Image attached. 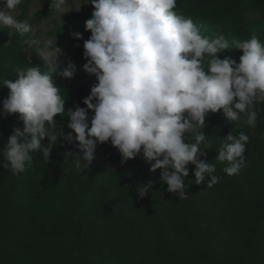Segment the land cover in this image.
Here are the masks:
<instances>
[{"label": "clouds", "instance_id": "obj_1", "mask_svg": "<svg viewBox=\"0 0 264 264\" xmlns=\"http://www.w3.org/2000/svg\"><path fill=\"white\" fill-rule=\"evenodd\" d=\"M21 3L0 0V26L27 34L33 31L32 24L13 15ZM88 3L94 10L85 21L91 35L83 43L87 61L83 68L97 83L83 99L86 107L77 104L68 112V128L75 138L54 130L66 100L51 72L41 71L39 64L18 69V79L3 82L10 91L0 115L19 114L24 127L14 128L0 149L3 167L14 174L23 172L31 166L34 151L49 161L53 146L62 137L68 143L78 142L79 152L68 150L65 157H72L79 170L89 168L97 144L110 142L121 154L122 164L142 154L151 164L150 171L160 169V182L180 200L188 198L184 178L189 176L190 164L195 166L196 184L206 178L207 188L218 183L222 177L214 175L215 166L206 162V151L200 147L207 140L206 118L222 111L228 121L242 120L256 127L255 105L264 103V42L253 34L245 40L233 38L230 47L222 33L204 36L202 25L176 10L177 0ZM64 5L65 0H52L51 7L62 12ZM72 35L84 39L79 32ZM230 48L242 52L239 62L220 58ZM75 71L69 61L60 75L72 78ZM45 138L48 146L41 143ZM248 142L244 132L237 136L230 131L222 138L216 160L226 163L224 173L231 176L245 166ZM152 187V181L139 184L138 197L146 198Z\"/></svg>", "mask_w": 264, "mask_h": 264}, {"label": "trees", "instance_id": "obj_2", "mask_svg": "<svg viewBox=\"0 0 264 264\" xmlns=\"http://www.w3.org/2000/svg\"><path fill=\"white\" fill-rule=\"evenodd\" d=\"M228 1L177 0L176 10L194 19L212 20L224 29L231 24L239 25L240 36L244 40L251 38L257 25H264V3L260 6L261 20H256L249 16L254 0H234L233 6L227 9ZM6 31V27L0 29V75L14 71L18 65H28L26 54L15 50L17 42L14 40L6 47L8 54L2 53ZM31 60L42 66L35 57ZM85 79L71 88L70 96L66 94L65 112L55 118L54 130L57 133L61 129L65 134L72 133L75 138V133L68 128V112L77 104L86 107L83 99L97 83V80L87 82ZM255 110L258 118L254 130L258 137L253 141V147L264 162V103L256 104ZM212 114L206 118L204 131L207 140L200 147L206 151V162L216 169L221 163L216 157L222 138L230 131L237 136L242 131L237 129L239 121H228L222 111L215 113L214 120ZM63 115L65 117L61 120ZM20 124L19 114L6 118L0 115V138L8 140L13 129L20 128ZM186 139L194 142L190 134H186ZM41 143L48 146L49 141L45 138ZM77 145L75 139L68 143L61 137L53 146L49 161L45 162L42 153L34 151L31 166L19 174L3 167L5 161L0 153V264H100L93 259L96 251L108 264H188L183 259L182 249L175 245L173 234L181 220H177L176 214L166 219L161 209L167 204L161 198L166 192L163 190H167L160 182L161 170L150 171L151 164L142 154L122 164L121 154L110 142L97 144L95 158L89 168L79 170L72 157L67 160L65 157L68 150L78 153ZM3 147L0 145V149ZM194 169L195 166L190 164L189 176L184 178L185 190L190 191L184 200L193 207L198 204L196 197L202 200L203 194L194 187ZM149 181L153 182V187L146 198L140 199L136 188ZM256 181L257 188L250 184L249 179H241L237 193L245 202L243 215L253 217L258 229L264 225V190L259 177ZM125 184L129 189L121 187ZM215 198L213 202L218 201L220 208L225 207ZM169 203L172 211V202ZM174 210L180 212V207L175 205ZM200 214L196 207L195 215ZM154 229H159L163 238H157L149 245L139 239L141 231ZM95 230H102L105 242H118L108 254L103 252L105 249L96 250L95 241L88 242L95 240ZM257 263L264 264L263 255H259Z\"/></svg>", "mask_w": 264, "mask_h": 264}, {"label": "rangeland", "instance_id": "obj_3", "mask_svg": "<svg viewBox=\"0 0 264 264\" xmlns=\"http://www.w3.org/2000/svg\"><path fill=\"white\" fill-rule=\"evenodd\" d=\"M87 3L88 0H65L62 12H58L54 7H51L52 0H22V3L16 7L13 15L18 20L29 21L33 26V31L21 34L6 27V38L2 42L4 48L1 51L3 54H8L6 47L10 46L12 40L16 41L15 50L19 49L26 54L28 65H18L14 71L0 75V108L10 91L3 85L4 80L8 79L14 82L18 79V76H16L18 69L26 70L36 65L31 60L32 57L42 62L41 71L51 72L54 82L60 87V93L66 102V94L70 96L71 88L78 86V83L83 78H86L87 82L96 80L94 75L87 73L83 68V65L87 62L83 56V43L91 35L90 31H86L85 21L91 18L94 10L92 5ZM233 3L234 0H229L225 5L226 8L232 7ZM263 3L264 0H254L252 11L249 13L250 19L261 20L260 6ZM183 15L192 17L186 13ZM192 20L197 25H202L201 32L204 36L212 37L214 33L224 34L230 47L232 46L233 38L244 40L239 34V25L231 24V26H227L224 29V27H219L212 20H200L193 17ZM4 27L0 26V29ZM74 32L81 33L84 39H75L72 35ZM263 32L264 25H257L253 31L262 42H264ZM30 41H35V43H30ZM48 41H51V43L48 44ZM42 52L49 59H42ZM241 55L242 52L240 50L230 48L221 53L220 58L228 57L239 62ZM69 61L75 64L76 71L72 78H64L60 73L67 67ZM205 65H207V62H205ZM68 104L71 105L70 103ZM215 115V113L212 114L211 118L213 120L216 118ZM58 117L60 116L58 115ZM64 117L63 115L61 120ZM20 123V129L23 130L24 125L21 120ZM238 123L237 129L249 136L244 167L236 174L229 176L223 171L227 166L226 163H219L214 173V175L222 177L218 183L207 188L208 178H206L203 183L194 184V187H198L201 190L200 192L203 193L202 200L196 197L198 204L195 207L190 206L185 200H180L177 194L169 193L167 190H163L166 192L162 193L163 196L161 195L163 203H167L161 208L166 215V219H170L169 217L172 214H176L177 220H181V225L175 227L173 234L175 245L177 248L182 249L183 259L188 264H244L243 262L246 264H258L259 255L264 256V225L262 228L256 229L254 218L243 215L246 209H243L242 206L245 202L240 199L237 193V187L243 178L249 179L250 184L255 185L257 183L256 177H259L262 184L261 187L264 190V162L262 161L263 158L258 157V153L255 152L256 149L253 147V141L258 137L254 128H250L242 120ZM6 141L7 139L0 138V145L3 147ZM115 183L120 184L119 181H115ZM156 185L159 186L158 184ZM161 185L167 189L166 184ZM121 187H128L129 189L128 184ZM255 188H257L256 185ZM159 190L162 191L161 189ZM186 192L190 193L189 190ZM213 197H216L215 200L218 199L223 202L222 204L225 207L220 208V203L218 201L213 202ZM130 199L134 200L132 196H130ZM169 201L172 202V211L169 210L171 205ZM173 202L176 204H173ZM175 205L180 207V212L174 210ZM196 207L201 212L200 215H195ZM95 231V240L91 239L88 242L95 241L96 250L102 248L105 249L103 252L108 254L109 250H112L118 242L114 240L105 242L102 230ZM138 236L140 237L139 239H143L148 245L156 241L157 238H163L159 229L150 230L149 232L141 231ZM164 238H167V236ZM100 256L97 251L93 253V259L97 263L108 264L105 259H102L103 256Z\"/></svg>", "mask_w": 264, "mask_h": 264}]
</instances>
